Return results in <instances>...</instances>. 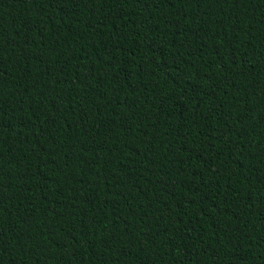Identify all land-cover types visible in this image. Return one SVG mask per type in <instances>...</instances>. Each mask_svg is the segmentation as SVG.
Returning a JSON list of instances; mask_svg holds the SVG:
<instances>
[{"label": "trees", "instance_id": "1", "mask_svg": "<svg viewBox=\"0 0 264 264\" xmlns=\"http://www.w3.org/2000/svg\"><path fill=\"white\" fill-rule=\"evenodd\" d=\"M0 264H264V0H0Z\"/></svg>", "mask_w": 264, "mask_h": 264}]
</instances>
